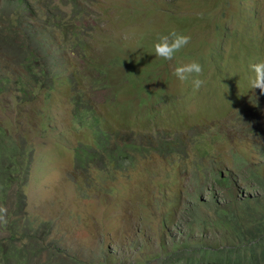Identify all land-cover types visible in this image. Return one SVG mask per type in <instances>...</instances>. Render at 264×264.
I'll return each instance as SVG.
<instances>
[{"label":"rangeland","instance_id":"obj_1","mask_svg":"<svg viewBox=\"0 0 264 264\" xmlns=\"http://www.w3.org/2000/svg\"><path fill=\"white\" fill-rule=\"evenodd\" d=\"M30 1L37 16L70 3L81 13L73 44L25 22L52 56L50 87L21 91L22 69L0 53L9 77L0 124L32 146L18 218L42 224L61 254L104 264H160L181 247L231 244L236 229L264 218V95L248 88L249 65L264 60V0ZM172 30L191 40L165 61L154 44ZM193 61L199 91L173 74ZM78 104L89 108L84 122L72 115ZM92 120L150 147L120 169L79 166L74 149L93 145Z\"/></svg>","mask_w":264,"mask_h":264},{"label":"trees","instance_id":"obj_2","mask_svg":"<svg viewBox=\"0 0 264 264\" xmlns=\"http://www.w3.org/2000/svg\"><path fill=\"white\" fill-rule=\"evenodd\" d=\"M4 1L8 0H2L0 5V53L22 69L23 75L15 79L19 89L23 91L27 85L31 91L44 85L50 87L54 72L48 71L47 64L52 56L42 51V44L36 38V30H28L30 25L25 22L37 19L45 26L60 29L61 35L69 33L73 44L77 41L76 20L81 10L77 4L69 2L71 6L68 12L52 6V11L46 7L37 16L30 0H12V5L7 7ZM67 18L71 24L68 29L64 24ZM78 45L81 50L85 48L81 40ZM8 81L5 71H0V91L6 88ZM24 96L26 94L21 98L25 99ZM78 105L73 107L72 115L79 122L89 108L86 104ZM250 108H258V105L253 104ZM251 115L250 113L249 118ZM83 120L84 118L81 121L84 122ZM88 125L93 132V145H79L74 149V163L79 166L94 164L120 169L130 160L131 152H142L150 147V144L143 145L133 138L112 134L104 130L96 120L90 121ZM166 143L160 139L155 147L164 150ZM171 150L173 148L167 147V151ZM31 160L32 146L26 142L25 137L22 135L18 140L11 137L0 124V207L7 208V224L0 223V264H104L61 254V250L51 240L44 241L47 231L43 230L42 224L32 226L33 220L18 218L25 214L22 186ZM223 181H226L225 177ZM10 216L13 218H9ZM230 219L232 218H218V224L234 222ZM247 222L248 228H231L236 233L231 244L181 247L168 258L154 259L160 264H264V218Z\"/></svg>","mask_w":264,"mask_h":264},{"label":"clouds","instance_id":"obj_3","mask_svg":"<svg viewBox=\"0 0 264 264\" xmlns=\"http://www.w3.org/2000/svg\"><path fill=\"white\" fill-rule=\"evenodd\" d=\"M191 40L190 36L180 34L175 30L167 35H160L154 44V54L156 57L165 61H171L175 55L185 48ZM248 88L256 93L259 90L260 95H264V60L251 63L249 65ZM202 73V67L198 62L183 64L174 69V75L185 82L191 79L193 91H199L205 81L199 78ZM7 208L0 207V223L7 224Z\"/></svg>","mask_w":264,"mask_h":264}]
</instances>
